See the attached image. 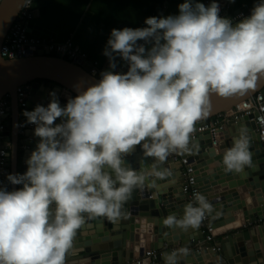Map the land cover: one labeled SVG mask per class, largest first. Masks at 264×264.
<instances>
[{
    "label": "clouds",
    "instance_id": "obj_1",
    "mask_svg": "<svg viewBox=\"0 0 264 264\" xmlns=\"http://www.w3.org/2000/svg\"><path fill=\"white\" fill-rule=\"evenodd\" d=\"M178 9L147 17L145 27L113 28L103 50L112 70L75 86L63 106L51 91L47 106L23 111L39 140L26 171L6 177L22 187H0V264H69L86 224L118 222L134 192L173 175L165 167L170 155L199 151L192 134L209 117L212 95L243 98L264 79V0L238 20L221 16L218 0H183ZM116 57L127 62L126 72L114 70ZM251 140L241 125L222 154L226 173L255 167ZM136 146L152 160L133 168L125 157ZM214 211L197 191L161 224L195 231ZM189 254L179 247L162 259L181 264ZM255 264H264V253Z\"/></svg>",
    "mask_w": 264,
    "mask_h": 264
},
{
    "label": "water",
    "instance_id": "obj_2",
    "mask_svg": "<svg viewBox=\"0 0 264 264\" xmlns=\"http://www.w3.org/2000/svg\"><path fill=\"white\" fill-rule=\"evenodd\" d=\"M228 0H221L223 6ZM24 0H2L0 3V48L17 18ZM151 45H147L150 47ZM39 80H49L47 84ZM98 78L90 73L87 62H74L63 57L52 56L40 49L34 56L8 60L0 53V100L10 95L12 119L0 131V148H7L11 160L9 173L19 171V161L26 160L35 148L39 137L34 135V127L22 130L21 108L17 88L29 85L27 89L29 108L37 104L47 106L55 91L60 103L76 87L84 83H95ZM264 88V79L257 83L255 90L246 97L221 98L211 96L212 111L206 120L198 121L195 132L212 117L233 109L237 104L255 95ZM66 91V92H64ZM255 114L246 115L239 120H230L214 133H198L192 141L199 145V151L187 154L194 164L195 173L202 193L214 205L210 214L215 236H225L218 243L205 241L202 226L188 232L169 230L162 226L161 220L169 213L181 214L183 206L189 202L183 192L181 163L174 160L176 154L169 156L165 167L173 175L159 181L156 188L136 191L126 203L122 218L111 223L100 219L91 221L81 229L82 235L76 240V249L69 258V264H127L144 256L148 250L158 253V258L147 257L144 264H164L162 254L174 248L188 247L190 254L182 258L181 264H255L264 253V141L256 133ZM60 120L57 118L56 123ZM30 124V123H28ZM241 125L250 130L251 150L255 167L245 169L243 174L226 173L222 167V154L231 146L232 137ZM13 145L9 149L8 145ZM133 167H140L141 161L150 163L152 158L143 157V150L136 146L134 152L125 157ZM22 185H13V189ZM248 224L255 225L248 228ZM225 227L224 232L217 230ZM216 246L217 251L213 249Z\"/></svg>",
    "mask_w": 264,
    "mask_h": 264
},
{
    "label": "crops",
    "instance_id": "obj_3",
    "mask_svg": "<svg viewBox=\"0 0 264 264\" xmlns=\"http://www.w3.org/2000/svg\"><path fill=\"white\" fill-rule=\"evenodd\" d=\"M201 2L206 6V0ZM255 2L256 0H228L224 7L225 17L238 20L240 14L247 16ZM180 3L183 0H35V17L30 23V29L33 35L41 38L54 39L57 42L71 40L88 61L112 70L109 69V58L103 55V50L113 28L145 27L144 21L147 17L177 14ZM116 63L114 70L117 72H122L128 66L120 57H116ZM62 102L63 99L61 105ZM24 110L32 109L22 108V119H26L22 114ZM11 119L9 114L6 126ZM8 162L9 169V158ZM26 169L27 165L21 156L19 171L24 173ZM7 189L13 190V184L8 180ZM254 226L248 224V228ZM224 230L225 227H221L217 234ZM223 237L225 236H216L214 242L218 243Z\"/></svg>",
    "mask_w": 264,
    "mask_h": 264
},
{
    "label": "built area",
    "instance_id": "obj_4",
    "mask_svg": "<svg viewBox=\"0 0 264 264\" xmlns=\"http://www.w3.org/2000/svg\"><path fill=\"white\" fill-rule=\"evenodd\" d=\"M2 0H0L1 3ZM211 0H206V6ZM220 4V15L225 16L224 6L221 0H218ZM35 0H24L23 6L13 22L8 35L6 36L1 48L0 53L2 57L8 60H18L34 56L40 49L48 51L51 54H58L59 57L67 56L69 60L74 62L84 61L88 63L90 67V73L99 79V75L102 71L106 70L96 64L88 61L87 57L76 47L73 41L68 40L66 42H57L54 39H46L35 36L30 29V23L35 17ZM143 43V42H141ZM147 46V45H146ZM128 66L121 72H126ZM29 85L19 86L17 88V97L19 101V107L28 108V93L27 89ZM12 107V100L10 95H5L0 100V131L6 128V118L9 116ZM255 114L252 121L256 123V133L260 136V140L264 141V123H261V119L264 118V88L255 95L237 104L233 109L215 116L211 120H207L205 124L198 127L197 132H193L192 137H195L198 133H214L228 121ZM33 124L23 123L20 125L22 130L27 127H34ZM188 153L176 154L174 160L181 163V176L183 178V192L188 195L189 201L192 199L195 192H201V187L198 183V177L195 173V167L192 162L189 161ZM8 150L0 148V187L7 188V172H8ZM22 174V172L20 173ZM9 190V189H8ZM202 232L205 236V241L214 242L216 236L214 234L213 223L210 215H207L201 224ZM215 251L218 250L216 246L213 247ZM147 257L158 258V253L153 250L145 252L144 256L136 258L127 264H144V260Z\"/></svg>",
    "mask_w": 264,
    "mask_h": 264
},
{
    "label": "trees",
    "instance_id": "obj_5",
    "mask_svg": "<svg viewBox=\"0 0 264 264\" xmlns=\"http://www.w3.org/2000/svg\"><path fill=\"white\" fill-rule=\"evenodd\" d=\"M52 56H59L58 54H55V53H53V54H51ZM63 58L64 59H66V60H69V57H67V56H63ZM39 81H41V82H46L47 84H49V83H53L52 81H49V80H39ZM76 94L75 93H72L71 94V97H74ZM67 103V99H63V102H62V105H65ZM214 117H212V118H209L208 119V121L209 120H211V119H213Z\"/></svg>",
    "mask_w": 264,
    "mask_h": 264
}]
</instances>
